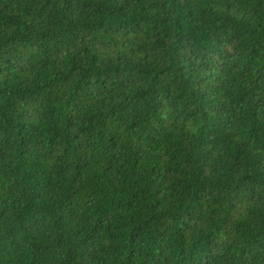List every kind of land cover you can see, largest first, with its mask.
Returning a JSON list of instances; mask_svg holds the SVG:
<instances>
[{"label":"trees","instance_id":"trees-1","mask_svg":"<svg viewBox=\"0 0 264 264\" xmlns=\"http://www.w3.org/2000/svg\"><path fill=\"white\" fill-rule=\"evenodd\" d=\"M0 12V264H264V0Z\"/></svg>","mask_w":264,"mask_h":264},{"label":"rangeland","instance_id":"rangeland-1","mask_svg":"<svg viewBox=\"0 0 264 264\" xmlns=\"http://www.w3.org/2000/svg\"><path fill=\"white\" fill-rule=\"evenodd\" d=\"M56 124H58L60 126L61 123H58V121L56 120ZM70 125L67 124L64 128V129H61V131L59 132L60 134V137H65L67 134H68V131H67V128L69 127ZM56 145H58V141H56ZM87 142L84 140L79 146L78 148H76V150L74 151V155H73V159L77 162H80V167H76V171H75V176L80 179L81 175H82V172L87 169L88 167H85L84 164H83V161L86 160L87 158ZM88 146L90 147V143H88ZM52 157H54L53 155H51ZM61 156L59 155L58 157L55 156V158H60ZM40 167V166H39ZM21 169H25L24 167H19ZM75 167H40V170H37V171H34V170H31L35 177L37 178L39 175L41 174H49L51 176H55V175H58V176H61L63 172H66V171H73ZM27 179L24 178L23 176H21V182L20 183H14L13 181H9L6 183V185L4 187H0V195L1 193L4 191L6 192L7 194H12L15 190V188L17 186H19L20 184H26L27 183ZM91 205V204H89ZM254 230L257 231V232H262L263 231V228L261 226H258V227H254ZM162 263H166V260L165 259H162Z\"/></svg>","mask_w":264,"mask_h":264},{"label":"clouds","instance_id":"clouds-1","mask_svg":"<svg viewBox=\"0 0 264 264\" xmlns=\"http://www.w3.org/2000/svg\"><path fill=\"white\" fill-rule=\"evenodd\" d=\"M5 22V20L3 19V16L0 12V24H3ZM5 32L9 33L10 35H12L15 39L19 40V41H25V42H42L44 44V46H46V42L42 41L40 39H36V38H29V37H23L21 36L14 28H12L10 25H7V27L5 28ZM1 34V33H0ZM54 51H59L60 52V56L64 57L66 54H70V50L67 49L66 46H64L62 43H54ZM47 50H49V48L46 47ZM67 50V51H66Z\"/></svg>","mask_w":264,"mask_h":264},{"label":"crops","instance_id":"crops-1","mask_svg":"<svg viewBox=\"0 0 264 264\" xmlns=\"http://www.w3.org/2000/svg\"><path fill=\"white\" fill-rule=\"evenodd\" d=\"M54 43L50 42V41H46V46L45 48H49V52L50 54L54 55V56H60V52L57 50V51H54V46H53ZM15 54H18V52H16ZM70 54H66L64 57L68 58ZM21 66V63L20 62H15L12 64V68H18Z\"/></svg>","mask_w":264,"mask_h":264}]
</instances>
